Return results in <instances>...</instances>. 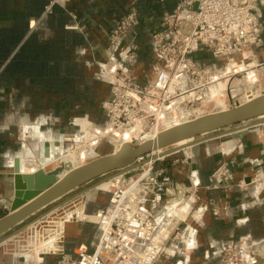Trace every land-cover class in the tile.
Here are the masks:
<instances>
[{
	"label": "crops",
	"instance_id": "crops-1",
	"mask_svg": "<svg viewBox=\"0 0 264 264\" xmlns=\"http://www.w3.org/2000/svg\"><path fill=\"white\" fill-rule=\"evenodd\" d=\"M48 1L0 0V219L9 213L13 197L14 158L20 160L22 173L39 169L23 154L24 144L30 146L35 138L31 149L38 161L46 142L71 132L72 119L100 118V104L109 96V89L98 78L97 63L106 59V36L128 8L126 0H64L45 14ZM176 3L138 2V76L152 63L150 33L160 16ZM262 37L263 46L254 52L251 63L264 65V30ZM258 121L201 136L193 146L154 161L156 170L172 181L168 203L184 201L190 195L187 203L193 213L183 214L187 221L180 227L193 229L196 242L195 249L157 264H218L219 247L241 241L255 255L256 264H264V183L249 184L264 170V124ZM21 127L30 128V141L21 142ZM229 130L233 131L226 134ZM223 161L230 164L231 185L218 189L211 174ZM100 200L96 196L82 202L78 215L103 209L107 202L101 205ZM42 212L8 231L2 240ZM97 238V228L79 217L64 225L63 245L68 252L92 250ZM19 258L0 252V264L35 261L33 257L28 261ZM38 264H56V257L43 256Z\"/></svg>",
	"mask_w": 264,
	"mask_h": 264
},
{
	"label": "built area",
	"instance_id": "built-area-1",
	"mask_svg": "<svg viewBox=\"0 0 264 264\" xmlns=\"http://www.w3.org/2000/svg\"><path fill=\"white\" fill-rule=\"evenodd\" d=\"M63 1L49 0L44 13ZM139 1L126 0V12L106 36V59L97 63L98 78L109 89V96L100 104L103 121L98 124L86 117L73 119L75 132L63 133L56 140L57 146L50 143L54 163L62 164L58 154L75 153L85 165L99 158L98 149L103 144L110 145L113 154L125 146L124 141L136 147L145 135L194 119L191 108L200 103L201 92L219 80L222 69H234L241 60L250 61L263 46L264 0H177L171 11L160 16L150 33L152 63L138 76L136 6ZM237 105L240 104L233 106ZM27 130L30 128L22 127L25 134H29ZM262 134L264 148V127ZM151 158L137 160V163L146 161L143 165L149 167L132 184L125 185L123 181L130 172L114 176L118 177L116 182L109 180L110 196L102 210L81 214L82 221L98 228L92 250L79 248L68 252L64 248V225L77 218V213L54 222L57 226L44 231L49 233L43 238L35 229L48 219L50 213H44L2 240L0 247L33 228L25 244L12 254L35 252L33 264H38L43 256H55L56 264H157L164 258L195 249L193 229L178 227L185 220L175 225L169 212L171 204L164 202L172 181L160 171L149 173L154 162ZM211 181L215 188L229 187L230 164L221 162L211 174ZM261 183H264V170L258 171L249 184ZM133 185L139 190L123 197ZM197 212L201 213L202 209ZM173 234L172 241L177 236L180 240L175 246L169 240ZM219 250L218 264H256L255 255L243 241L223 244Z\"/></svg>",
	"mask_w": 264,
	"mask_h": 264
},
{
	"label": "water",
	"instance_id": "water-1",
	"mask_svg": "<svg viewBox=\"0 0 264 264\" xmlns=\"http://www.w3.org/2000/svg\"><path fill=\"white\" fill-rule=\"evenodd\" d=\"M257 119L260 124H264V91L257 97H249L246 103L234 108L191 119L159 133L154 141H146L136 147L125 145L116 153L99 157L75 169L67 164L51 171L41 168L33 173H22L19 159L14 158L10 185L13 197L9 202V213L0 219V237L83 185L113 173L103 180L106 181L140 167L146 163V161L137 163L140 158L152 156L151 160H159L193 146L201 136L228 130ZM232 131L225 133L231 134ZM180 144L183 145L180 146ZM53 145L57 146L58 143L54 141ZM43 159L45 161L50 159L49 142L44 144ZM23 227L14 231L13 234ZM28 257L25 256L18 260L28 261L30 259Z\"/></svg>",
	"mask_w": 264,
	"mask_h": 264
},
{
	"label": "rangeland",
	"instance_id": "rangeland-1",
	"mask_svg": "<svg viewBox=\"0 0 264 264\" xmlns=\"http://www.w3.org/2000/svg\"><path fill=\"white\" fill-rule=\"evenodd\" d=\"M236 64H238V63H236ZM239 64H241V65L243 64V65L241 68H239V67H237V68H239V70L242 69L243 71L241 70L239 73H236L235 75L233 74V71L235 73V70L237 69V68H235L236 66L234 67V69H232V68L222 69V72L220 73L219 80L216 83H214L213 85H211V87L213 86V87H216V89H217V93L214 96L210 95L209 89L201 92L200 103L197 106L192 107L190 110L191 118H197L199 116L206 115V114H209V113H212L215 111H221V110L223 111V110H227V109L229 110V109L234 107L233 106L234 104H237L240 102L244 103L245 101L249 100V97L253 98V97H255V95L257 93H261L262 91H264V65L259 66V64H256L254 62L251 63V61H244V60L239 61ZM249 64H251V66H249ZM221 68H222V66H221ZM252 70L255 72V77L257 79V85H258L257 87H255V89H251V87L249 88L248 85L246 84V77L249 76V73ZM204 94L207 95V97ZM203 97H204V99H203ZM100 113H101V111H100ZM75 118H80V117H75ZM94 120L95 121H92V122L100 124L103 121L102 113H101L100 118L94 119ZM68 126L71 129V132H75V129H74V127H72L71 124H69ZM27 131L29 134H25L24 132H22V127H21V129H19V137L21 139V142H23V139L26 142L30 141V140L26 139V137L28 136L29 139H31L32 134H31L30 130H27ZM33 141L30 143V146L26 145V144H24V146H23V154L27 153L28 154L27 156H30V158H32V159H29V161L35 162L39 168L43 167L46 171H50L56 167L63 166V164L60 165V162H58V161L55 164L50 165L51 163H53V161L55 159V156L53 155V153H52V156L50 155L49 162L47 161V163L44 164V166H42L44 159L41 157L37 161V158L35 157L34 152L31 149V147H32L31 144L37 142L35 140V138H33ZM112 151H113V149H112V147H110V145L103 144L98 149V155H99V157H102V156L111 154ZM57 156H59L62 163H67V162H70L72 160V159L64 158V155L61 156L58 154ZM73 162L76 164H80L79 159H76ZM154 163L155 162H152L151 168H150L151 171L149 172L152 175L154 173L158 172V170H156V168L154 166ZM56 164H57V166H56ZM148 167L149 166H147V165H145V166L143 165L140 168H137L136 170L131 171L130 174L125 175L123 177L124 184L125 185L132 184L135 180H137L146 171V169ZM110 175H113V173L108 174L104 177L98 178L92 182H89V183L81 186L80 188H78L74 192L68 194L64 198L60 199L59 201L55 202L54 204H51L47 208L43 209L42 213H47V214L50 213V214H48V217H47L48 219H46L45 222L41 226L39 225V227H37L35 229L36 232L39 231L40 234H38V235L45 238L47 236V234L49 233V232H47V234H46L45 232L48 231L49 229H54L52 227L57 226V224L54 222H60V218H62V217L66 218L69 215H74L75 213H77V217L82 218L83 215H81V214L78 215V212H79L78 208L81 206L82 202L91 201L96 196L101 198V200H100L101 202L99 204L102 205L104 203V201L107 202L108 198L110 196V194L108 192L110 191L111 186L110 185L108 186L107 184H105V182L107 180L104 182H102V181L105 180L106 178L110 177ZM75 195H77V196L75 198H72ZM82 195H83V197H82ZM188 196H190V195H186V197H185L186 199L184 201L180 199V200H176V201L175 200L171 201L169 203V204H171L170 206L172 207V209H170L172 211V214H174L173 209H175V213L177 214V217L174 218L175 225H177L179 223V221H182L185 219L182 217H183V214L185 215L187 213V211L191 212V214L193 213L191 211L190 204L187 203ZM166 197H167V194L164 196V202L167 201V199H169V197H167V198ZM65 200L67 202L62 204L64 206L60 205ZM58 205H60L62 207L61 208H55V206H58ZM92 205L93 204H91V206ZM91 214H93V213H91ZM174 220H173V222H174ZM185 221H187V219ZM95 227L97 228V226H95ZM178 227L181 228L180 226H178ZM33 231L34 230L32 228L31 232L28 231V232L24 233L23 235L19 236L18 238H16L15 240H11L10 242H6L3 246L0 247V252L6 256L17 257V256H14L12 254L15 253L21 245L25 244L24 240L26 239L27 234L29 235L30 233H33ZM97 232H98V228H97ZM98 234H99V232H98ZM174 236H175V234H173L169 239L170 244L173 246L178 245V243H180L179 236H177L178 239L172 241ZM4 237H7V236H4ZM2 239H3V237L0 238V240H2ZM34 255H35V252L25 254V256H30L33 258H34Z\"/></svg>",
	"mask_w": 264,
	"mask_h": 264
},
{
	"label": "bare ground",
	"instance_id": "bare-ground-1",
	"mask_svg": "<svg viewBox=\"0 0 264 264\" xmlns=\"http://www.w3.org/2000/svg\"><path fill=\"white\" fill-rule=\"evenodd\" d=\"M249 66H251V64H249ZM248 66V67H249ZM235 67V66H234ZM237 67H239V68H241L242 67V65L241 64H237L236 65V67L235 68H237ZM239 68H237L236 70H235V73H239L241 70H239ZM243 71V70H242ZM221 84V83H220ZM246 84L248 85V87L250 88L251 87V89H255V87H257L258 85H257V79H256V77H255V72L252 70L250 73H249V76L248 77H246ZM217 86V85H216ZM222 87V86H221ZM209 91H210V95L211 96H214L216 93H217V89H216V87H211L210 89H209ZM205 95V94H204ZM260 95V93H258V94H256L255 95V97H257V96H259ZM206 97H207V95H205ZM203 99H204V97H203ZM247 101H245L244 103H246ZM239 104H243V102H240ZM228 110V109H227ZM222 111V110H221ZM183 124V123H182ZM179 125H181V124H177V125H175V126H170V127H168V126H166V127H164V128H162L160 131H156V132H153V133H151V135H145L143 138H142V140L140 141V144H142V143H144V142H146V141H154L155 140V138H156V136L159 134V133H161V132H163V131H166V130H168V129H170V128H172V127H176V126H179ZM129 142L128 141H124V142H122V144H125V145H127ZM181 145H183V144H180V146ZM124 147V146H123ZM120 153V152H119ZM158 153H162V152H158ZM61 155V154H60ZM78 155L79 154H75V153H68L67 155H64V158H68V159H72L70 162H67V163H62L63 165H70L71 166V168L72 169H75V168H78V167H81V166H83L81 163L80 164H76V163H74L73 161L74 160H76V159H78L79 157H78ZM43 158V157H42ZM49 162V161H48ZM47 163V161H45L44 160V162H43V165L42 166H44V164H46ZM53 164H55L54 162L53 163H51L50 165H53ZM21 164H20V160H19V166H20ZM61 165V164H60ZM42 169H44L43 167H41ZM41 168H39V169H41ZM20 169H21V166H20ZM55 169V168H54ZM23 169H21V171H22ZM38 170V169H37ZM53 170V169H52ZM36 171V170H35ZM35 171H32L31 173H33V172H35ZM46 171V170H45ZM51 171V170H50ZM23 172V171H22ZM109 180H114L113 182H116L117 180H118V177H112L111 179H108L106 182H105V184H107L108 186L110 185V183H111V181H109ZM102 182H104V181H102ZM101 182V183H102ZM100 184V183H99ZM139 190V188H136V185H133L128 191H127V193H125V195L123 196V197H127V195L128 196H130V194H134L135 192H137ZM174 211H175V209H173ZM169 212L171 213L170 214V216H172V219L174 220V218H176V217H174L173 215H175L176 213L174 212V214H172V211L169 209ZM172 220V221H173ZM175 221V220H174ZM187 240H188V242L190 241V238H187ZM3 242V241H2ZM18 256H20V257H24L25 255H22V254H20V255H18Z\"/></svg>",
	"mask_w": 264,
	"mask_h": 264
}]
</instances>
